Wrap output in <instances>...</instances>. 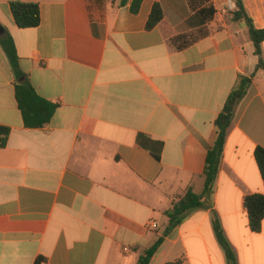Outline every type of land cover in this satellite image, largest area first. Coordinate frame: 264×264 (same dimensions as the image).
Instances as JSON below:
<instances>
[{
	"label": "crops",
	"instance_id": "obj_1",
	"mask_svg": "<svg viewBox=\"0 0 264 264\" xmlns=\"http://www.w3.org/2000/svg\"><path fill=\"white\" fill-rule=\"evenodd\" d=\"M13 1L39 5L35 28L17 27ZM0 0V26L19 56L18 78L0 44V264H227L219 217L238 264H264V220L249 225L244 199L264 194V70L236 0ZM264 29V0H243ZM164 12L152 30L154 4ZM264 58V42L262 43ZM239 76L253 77L229 130L213 207L164 236L166 213L204 191L215 120ZM29 81L58 107L27 128L16 86ZM153 141L157 159L139 144ZM157 224L156 228L152 224Z\"/></svg>",
	"mask_w": 264,
	"mask_h": 264
},
{
	"label": "trees",
	"instance_id": "obj_2",
	"mask_svg": "<svg viewBox=\"0 0 264 264\" xmlns=\"http://www.w3.org/2000/svg\"><path fill=\"white\" fill-rule=\"evenodd\" d=\"M125 1L123 0V3ZM142 0H134L131 10L137 13L140 9ZM237 9L233 12L235 21H244L249 28V36L255 46V54L259 57L257 70H264V58L262 52V43L264 42V29H257L253 20L249 16L243 0H236ZM11 12L17 27L21 29L35 28L41 22L39 5L36 3H24L13 1L10 4ZM164 18L162 6L159 3L154 4L146 23V29L152 30ZM0 44L18 78L24 74L19 68V56L13 39L9 35L0 36ZM253 83V77L239 76L234 89L229 94L222 112L215 120L217 128V138L214 145L208 150L205 168L202 174L204 179V191L202 194H196L191 188L179 200L174 201L172 208L166 213L168 225L164 231V236L179 226L186 217L199 209H211L213 207L212 195L214 187L221 168L223 151L229 130L232 126L239 104L247 96ZM16 99L22 112L24 124L27 128H41L48 124L58 105L41 98L29 81L21 82L16 86ZM9 129L0 126V148H4L7 143ZM139 144L144 148L151 150L157 159H160V150L153 148V141L145 135L139 136ZM255 160L264 182V148L257 147L255 150ZM244 207L248 213L249 225L253 232H260L264 220V194L247 195L244 199ZM212 223L215 236L219 245L225 253L227 264H238L236 255L228 242L219 217L216 213L212 214ZM163 242L160 237L156 242L146 249L140 256L137 264H149L151 258L158 251ZM40 260L36 262L39 264Z\"/></svg>",
	"mask_w": 264,
	"mask_h": 264
},
{
	"label": "water",
	"instance_id": "obj_3",
	"mask_svg": "<svg viewBox=\"0 0 264 264\" xmlns=\"http://www.w3.org/2000/svg\"><path fill=\"white\" fill-rule=\"evenodd\" d=\"M4 34V29L0 26V36Z\"/></svg>",
	"mask_w": 264,
	"mask_h": 264
},
{
	"label": "built area",
	"instance_id": "obj_4",
	"mask_svg": "<svg viewBox=\"0 0 264 264\" xmlns=\"http://www.w3.org/2000/svg\"><path fill=\"white\" fill-rule=\"evenodd\" d=\"M152 227H153V228H156V227H157V224H155V223L152 224Z\"/></svg>",
	"mask_w": 264,
	"mask_h": 264
}]
</instances>
